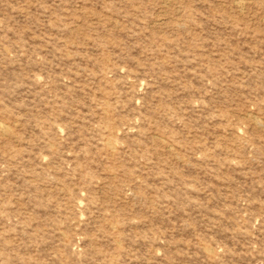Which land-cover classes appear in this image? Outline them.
<instances>
[{"label":"rangeland","instance_id":"obj_1","mask_svg":"<svg viewBox=\"0 0 264 264\" xmlns=\"http://www.w3.org/2000/svg\"><path fill=\"white\" fill-rule=\"evenodd\" d=\"M0 125V264H264V0H0Z\"/></svg>","mask_w":264,"mask_h":264},{"label":"bare ground","instance_id":"obj_2","mask_svg":"<svg viewBox=\"0 0 264 264\" xmlns=\"http://www.w3.org/2000/svg\"><path fill=\"white\" fill-rule=\"evenodd\" d=\"M1 126V125H0ZM3 128V127H2ZM6 132V131H5Z\"/></svg>","mask_w":264,"mask_h":264}]
</instances>
